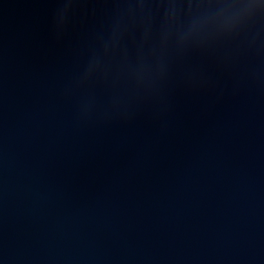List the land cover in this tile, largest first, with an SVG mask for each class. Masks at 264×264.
I'll return each mask as SVG.
<instances>
[{"label":"water","instance_id":"obj_1","mask_svg":"<svg viewBox=\"0 0 264 264\" xmlns=\"http://www.w3.org/2000/svg\"><path fill=\"white\" fill-rule=\"evenodd\" d=\"M0 264H264V0H0Z\"/></svg>","mask_w":264,"mask_h":264}]
</instances>
